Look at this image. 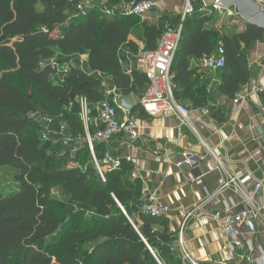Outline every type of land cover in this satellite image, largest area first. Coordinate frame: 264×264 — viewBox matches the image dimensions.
I'll return each mask as SVG.
<instances>
[{
	"label": "trees",
	"instance_id": "1",
	"mask_svg": "<svg viewBox=\"0 0 264 264\" xmlns=\"http://www.w3.org/2000/svg\"><path fill=\"white\" fill-rule=\"evenodd\" d=\"M138 1L106 4L132 6ZM78 2L0 0V167L14 169L17 181L16 189L0 193V264H181L169 245L166 220L160 221L161 232L154 231L151 226L161 216L146 215L138 206L142 186L138 178H127L131 164L121 159L119 169L101 180L85 141L79 99L86 98L91 115L97 114L106 76L120 94L141 97L146 77L125 67L138 51L129 35L140 27L145 48L154 49L164 30L179 23L182 34L171 66L175 99L177 87L187 86L196 70L189 58L209 57L218 45L225 53L221 90L234 96L249 78L246 51L264 40V29L238 15L226 19L234 26L227 21L219 28L206 26L217 14L200 11L198 2L182 21L180 14L163 13L149 24L141 16L106 14L97 7L67 20ZM81 54L87 56L83 64L77 59ZM72 57L78 63L69 65L64 75L50 63ZM33 112L48 123L31 118ZM101 146L94 143L97 158ZM80 153L90 158L92 167L81 166ZM71 154L77 157L68 164ZM55 188L63 190L65 200L52 195ZM20 223L27 230L22 240L12 231Z\"/></svg>",
	"mask_w": 264,
	"mask_h": 264
},
{
	"label": "crops",
	"instance_id": "2",
	"mask_svg": "<svg viewBox=\"0 0 264 264\" xmlns=\"http://www.w3.org/2000/svg\"><path fill=\"white\" fill-rule=\"evenodd\" d=\"M159 1H156V15L147 13L142 16L149 24L157 23L163 13H181L182 5L168 0L159 4ZM224 21L227 20L216 15L206 26L219 28ZM237 25L244 27L240 23ZM129 40L138 49L145 47L140 37L129 35ZM215 52L210 56H214ZM129 59L125 64L126 69H136L135 60ZM86 60L87 57L84 62ZM189 60L190 67L196 70L187 86L177 87L176 100L189 109L191 127L180 125L173 116L151 115L139 104L131 115L138 123V138L130 142L127 136L117 135L103 143L100 152L109 151L120 159L130 158L126 160L132 166L126 173L127 178L131 181L138 178L141 186L144 182L148 191L159 196L170 209L169 214L159 217L152 229L161 232L164 226L160 221L165 219L168 234L171 238H177L184 224V247L197 263L264 264L261 252H264V235H249L243 230L242 246L231 251L218 223L209 216V213L221 208L223 200L231 196L238 199L229 190L218 191L223 173L218 168L217 160L238 176L247 173L261 176L264 151V40L257 41L246 51L249 78L238 91L254 90L256 100L246 98L234 102L235 95L230 96L221 90L222 69L212 71L204 68L196 58L190 57ZM104 80L106 83L109 81L106 77ZM133 97L139 102L140 97ZM116 117L118 120L126 119L125 111L118 109ZM83 126L85 133L90 132V127L93 131L98 128L97 114L91 115L90 111L88 126ZM183 154L200 159L199 167L192 168L183 162ZM177 161L181 162L180 166ZM206 198L199 208L187 216ZM247 239H251L253 245H249ZM172 247L180 257L177 243Z\"/></svg>",
	"mask_w": 264,
	"mask_h": 264
},
{
	"label": "built area",
	"instance_id": "3",
	"mask_svg": "<svg viewBox=\"0 0 264 264\" xmlns=\"http://www.w3.org/2000/svg\"><path fill=\"white\" fill-rule=\"evenodd\" d=\"M198 2L199 10L205 13H215L220 18L236 16L233 8H226L221 0H184L182 10L180 13L181 21L185 17L194 12V5ZM264 8V1H259ZM155 0H140L132 6L125 8L123 13L143 16L149 13L150 9L156 7ZM90 9H85L78 4L74 12L69 14L67 20L86 16ZM106 14H110L109 10H102ZM182 34V23L176 27H167L160 36L157 46L154 49H147L140 47L135 55L136 69L140 71L147 79L148 85L144 94L140 97L139 102L142 108L151 115L173 116L177 119L180 125L191 127L190 111L189 109L179 103L173 94L175 87L171 71L174 55L179 47ZM86 55L78 56L80 64L85 61ZM52 67L57 74L66 73L69 65L58 62L56 59L50 61ZM200 64L209 70L217 71L225 66V53L222 45H218L215 55L203 58ZM104 80V79H103ZM104 86V99L97 103L96 113L100 126L94 130L93 133L87 131L85 133V141L101 180L105 181L107 173L119 169L121 159L112 155L109 151L101 153V157L97 158L94 143H107L117 135L127 136L130 142H134L138 138V123L134 118L118 120L116 115L118 109V96L120 93L115 86L108 85L105 80L102 82ZM250 98L256 100V91H242L235 94L234 102ZM80 116L83 125L86 127L89 123L90 108L86 98L79 99ZM206 112V110H205ZM30 117L47 124L48 119L39 115L37 112L30 114ZM46 127V125H45ZM64 127L62 126V129ZM43 139L47 138L46 132H43ZM69 138L64 139V143H68ZM130 160V158H126ZM200 159H194L188 154H183V162L187 163L192 168H198ZM218 168L223 173V180L218 191L229 190L238 199L233 196L223 200L220 209L212 211L209 216L212 220L218 223L219 229L224 234L227 247L231 251H235L242 246L241 235L245 230L249 235L261 234L264 235V151L263 163L261 168V176L256 177L252 173H247L243 176H238L232 171L224 168L217 160ZM180 166L181 162L177 161ZM141 197L144 201V206L141 208L142 212L152 217L164 216L169 214L170 209L168 205L162 202L161 198L148 191L147 185L143 182L141 189ZM199 203L193 211L187 213L190 216L197 208H199L205 201ZM239 205H244L239 207ZM124 212V211H123ZM184 224L179 230L176 243L180 248L181 264H200L197 263L191 254L185 249L182 238ZM249 245H253L251 239H247ZM262 257H264V252Z\"/></svg>",
	"mask_w": 264,
	"mask_h": 264
},
{
	"label": "rangeland",
	"instance_id": "4",
	"mask_svg": "<svg viewBox=\"0 0 264 264\" xmlns=\"http://www.w3.org/2000/svg\"><path fill=\"white\" fill-rule=\"evenodd\" d=\"M155 1H158V0H155ZM162 1L163 0H160L159 4H161ZM165 1H167V0H165ZM168 1H171V2L174 1V2H176L174 4L182 5V6L184 3V0H168ZM78 4L85 7V9H92L93 7H97L95 9L109 10L110 13L121 12L125 8L128 7L124 4L120 5V6L108 7V5L106 4V0H79ZM231 8L234 9V7H231ZM140 20L143 21L142 17L140 18ZM223 20H226V16H225V18H223ZM227 22L231 23V25H233V26L235 25V22L229 21V19L227 20ZM140 30H141V28L138 27L137 29L134 30V32H133L134 34H132V35L135 36L136 38H138ZM64 61H67V62L62 61L63 63H65L63 65H71V64L74 65V64L78 63L76 57H72V58H70L68 60H64ZM106 78L111 79L110 76H106ZM75 156H76L75 154H71V156L68 158L69 162L67 161L68 164H70V162L73 160V158ZM79 156L82 158V160H80V161L77 160V161L80 162L82 167H86V166L92 167L91 162H90V158L86 157V155H84L83 153H80ZM91 160H92V158H91ZM92 163H93V161H92ZM16 187H17L16 171L10 167H7V166L0 167V193L6 194L8 191H12V190L16 189ZM52 195L57 199L65 200L64 192L61 188L53 189ZM12 231H13V237H15V239H21L22 240L27 235V230L25 229L24 223H20L17 226L16 225L13 226Z\"/></svg>",
	"mask_w": 264,
	"mask_h": 264
},
{
	"label": "water",
	"instance_id": "5",
	"mask_svg": "<svg viewBox=\"0 0 264 264\" xmlns=\"http://www.w3.org/2000/svg\"><path fill=\"white\" fill-rule=\"evenodd\" d=\"M226 8L234 7L235 12L240 16L246 24L257 26L264 29V8L258 0H221ZM158 10L156 7L150 9V15H156ZM118 105L125 111L126 119H130L133 110L137 107L140 102L135 101L132 94L119 95ZM78 145V140L74 142ZM138 206L143 207L144 201L139 200ZM122 209V207H121ZM123 210V209H122ZM177 238L172 237L169 240V245L173 246L176 243Z\"/></svg>",
	"mask_w": 264,
	"mask_h": 264
}]
</instances>
